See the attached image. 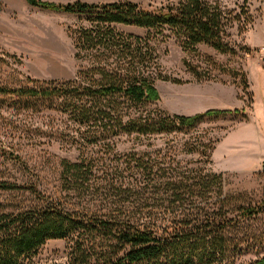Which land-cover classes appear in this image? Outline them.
I'll return each mask as SVG.
<instances>
[{"label":"trees","instance_id":"1","mask_svg":"<svg viewBox=\"0 0 264 264\" xmlns=\"http://www.w3.org/2000/svg\"><path fill=\"white\" fill-rule=\"evenodd\" d=\"M26 1L88 17L91 26L74 33L75 57L88 64L68 81L0 85V96L25 109L60 111L82 152L75 161L58 162L53 193L46 189L44 170L32 173L15 154L23 182L1 180L0 193L29 195L34 201L10 210L0 205V264H36L50 241L71 243L67 264H237L252 251L264 254V228L249 226L264 214V202L232 192L230 174L212 169L220 140L191 135L207 120L248 119L246 109L186 116L148 108L161 101L157 81L185 83L161 68L160 48L169 42L199 57L201 46L233 57L252 53L235 39V32L240 37L253 24L249 1L167 0L149 8L128 1ZM204 58L211 64L184 61L194 81L221 82L229 75L249 95L247 107L252 108L249 73L231 72L211 56ZM124 138L132 150L121 154L117 148ZM251 264H264V255Z\"/></svg>","mask_w":264,"mask_h":264},{"label":"rangeland","instance_id":"2","mask_svg":"<svg viewBox=\"0 0 264 264\" xmlns=\"http://www.w3.org/2000/svg\"><path fill=\"white\" fill-rule=\"evenodd\" d=\"M63 4L61 0H41ZM63 1V0H62ZM231 5L244 0H228ZM253 24L236 41L251 48L252 53L241 52L239 56L221 55L207 46L200 47L201 57L184 52L175 41L160 48V64L166 76L185 82L174 84L157 81L161 101L149 106L170 114L194 116L209 110L245 108L248 119L231 115L218 120H207L191 135L213 137L220 140L213 155L215 172L231 168H246L254 161L264 159V139L253 123H246L253 115L247 107L249 95L242 93L235 79L229 75L220 77L221 82L196 83L187 72L184 61L193 64H211L204 56H211L218 64L231 72H248L256 106L264 101V78L258 69L264 64V0H248ZM15 6L0 2V85L9 88L33 87L36 82L68 81L75 77L87 62L76 59L75 32L89 27L88 17L33 7L26 0H13ZM167 0H151L140 3L145 8L166 3ZM119 31L144 35L145 31L132 27L116 26ZM243 70V71H242ZM217 74V73H216ZM240 80L242 73L238 74ZM189 82V83H186ZM239 105V106H238ZM25 109L13 98L0 96V181L23 182L22 168L14 161L20 155L33 172L44 170L46 189L53 193L58 189V162L62 159L75 161L82 152L74 143L76 133L60 111ZM261 129V127H260ZM264 138V134L262 136ZM132 142L124 138L118 143V153H129ZM39 167V168H38ZM230 174L228 189L245 193L254 203L264 202V161L253 169ZM25 180V179H24ZM33 197L24 194L0 193V205L10 210L16 204L33 203ZM249 226L264 228V214L250 222ZM71 243L50 241L34 259L36 264H67ZM264 254L257 251L247 254L237 264H251Z\"/></svg>","mask_w":264,"mask_h":264},{"label":"crops","instance_id":"3","mask_svg":"<svg viewBox=\"0 0 264 264\" xmlns=\"http://www.w3.org/2000/svg\"><path fill=\"white\" fill-rule=\"evenodd\" d=\"M125 1L132 2V3H138V4L151 2V0H63V1L61 0L58 2H62L63 4H73L76 2H83V3H88V4H110V3L125 2ZM0 2H3L9 6H15V2H13V0H0ZM122 27H125V26H122ZM258 69L260 70L261 76L264 78V64H259ZM248 71H249V78H250V70ZM255 99H254V104H253V109H252L253 115H251V119H249V121H247L246 123H249V124L253 123L252 125L256 127V131L261 132L260 138L261 140H263L264 138H262V136L264 134V101L260 102L262 105H259V108H258L256 106L257 100ZM236 109H240V108H236ZM263 161L264 159L262 160L258 159L254 161L251 165H247L246 168H231V169L220 171V172H234V171H242L245 169H253L257 167L258 164Z\"/></svg>","mask_w":264,"mask_h":264}]
</instances>
